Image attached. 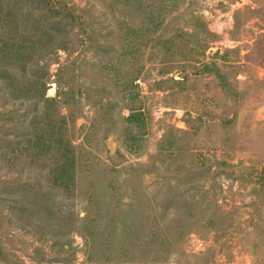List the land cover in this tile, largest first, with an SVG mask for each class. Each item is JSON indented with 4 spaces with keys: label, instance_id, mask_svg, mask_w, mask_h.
Wrapping results in <instances>:
<instances>
[{
    "label": "rangeland",
    "instance_id": "obj_1",
    "mask_svg": "<svg viewBox=\"0 0 264 264\" xmlns=\"http://www.w3.org/2000/svg\"><path fill=\"white\" fill-rule=\"evenodd\" d=\"M0 264H264V0H0Z\"/></svg>",
    "mask_w": 264,
    "mask_h": 264
}]
</instances>
